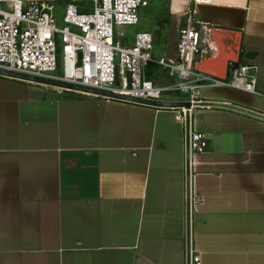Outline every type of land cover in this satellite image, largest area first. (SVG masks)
I'll use <instances>...</instances> for the list:
<instances>
[{"label":"crops","instance_id":"0c3cea01","mask_svg":"<svg viewBox=\"0 0 264 264\" xmlns=\"http://www.w3.org/2000/svg\"><path fill=\"white\" fill-rule=\"evenodd\" d=\"M212 2L242 12L219 41L237 40L254 91L203 87L195 99L264 114V0ZM164 75L152 81L174 82ZM175 114L0 76V264H264V120L192 107L205 147L186 168Z\"/></svg>","mask_w":264,"mask_h":264},{"label":"built area","instance_id":"2783aa9c","mask_svg":"<svg viewBox=\"0 0 264 264\" xmlns=\"http://www.w3.org/2000/svg\"><path fill=\"white\" fill-rule=\"evenodd\" d=\"M78 2L0 0V69L149 100H165L164 95L172 91H185L193 102L203 87L254 91L251 66L232 65L230 79L195 68L198 56L210 51V28L194 18L190 6L197 1L188 0L178 12L170 9L177 17L172 26L174 54L159 58L153 57L149 32L131 36L122 30L137 24V9L146 7L147 0H90L89 9ZM58 10L62 26L57 24ZM147 64L159 67L174 82L156 85L145 78ZM59 69L60 75L56 74ZM175 110V119L183 122L186 110ZM204 147V135L189 131L188 150L201 152ZM189 264H201L199 256L192 255Z\"/></svg>","mask_w":264,"mask_h":264},{"label":"water","instance_id":"95a60500","mask_svg":"<svg viewBox=\"0 0 264 264\" xmlns=\"http://www.w3.org/2000/svg\"><path fill=\"white\" fill-rule=\"evenodd\" d=\"M204 6L198 5L197 3L193 4L194 12L199 16V20L210 28V39L214 43L215 50L210 52L207 56L200 57L196 60L194 66L201 73L208 74L212 77L225 79L227 78L229 69L232 65L238 63V47L237 40L234 41L233 50L223 45L219 39L220 28H232L239 29L241 28L243 19L242 12H233L235 15H239L240 24H237L236 21H228L226 19L230 15V11H224L223 9H216L212 13V17L208 16L203 11ZM225 14V15H224ZM214 15V19H213ZM237 51V53H236ZM0 76L10 77L13 79H18L22 81L47 85L63 90L77 91L81 93L92 94L100 97L111 98L115 100H121L156 108H166V109H180L184 108V124H185V159H186V168L188 166V134H189V110L192 107L200 106H214L227 108L235 110L250 116H254L264 120V114L238 106L231 103H225L220 101H211V100H149L139 97H133L128 95H123L115 92L99 90L95 88L85 87L77 84L68 83L62 80L41 78L31 75H26L22 73H16L12 71H5L0 69ZM186 213H189V189H188V169H186Z\"/></svg>","mask_w":264,"mask_h":264},{"label":"rangeland","instance_id":"374dc122","mask_svg":"<svg viewBox=\"0 0 264 264\" xmlns=\"http://www.w3.org/2000/svg\"><path fill=\"white\" fill-rule=\"evenodd\" d=\"M148 5L146 7H139L137 9V24L132 27H123L122 30L128 31L132 36L134 32L146 31L152 36V53L154 58H159L164 55L166 51V43L168 40V34L170 28L175 24L173 18H169L168 14V2L169 0H147ZM78 5H84L88 9L91 6L90 0H79ZM192 8V7H191ZM62 12L57 11L58 26H62L61 22ZM153 76L159 78L165 74L164 71L159 70V67L155 66ZM56 74L60 75L59 69ZM166 76V75H164ZM115 86H118V75L116 69V81ZM188 92L185 91H172L168 95H164L165 100H186L188 99Z\"/></svg>","mask_w":264,"mask_h":264},{"label":"bare ground","instance_id":"6f19581e","mask_svg":"<svg viewBox=\"0 0 264 264\" xmlns=\"http://www.w3.org/2000/svg\"><path fill=\"white\" fill-rule=\"evenodd\" d=\"M194 1H197L196 3L198 5H203L204 6L203 11H204V13L206 15L212 17V13H214V11L216 9H223L224 11L228 10V11H230V15L226 19H229L228 21H230V22L231 21H236L237 24H240L239 15H235L233 13V12H238V11H234L233 9H230V8H227V7H217L216 5L213 4L214 2H212V0H194ZM213 1H215V0H213ZM187 2H188V0H172V5H173L172 9H174L175 12H178V11H180L182 9V5L188 4ZM223 4H225V3H223ZM213 19H214V15H213Z\"/></svg>","mask_w":264,"mask_h":264},{"label":"trees","instance_id":"16d2710c","mask_svg":"<svg viewBox=\"0 0 264 264\" xmlns=\"http://www.w3.org/2000/svg\"><path fill=\"white\" fill-rule=\"evenodd\" d=\"M155 68H156L155 65H153V64H147L144 67V70H143L144 77L147 78V79L152 80L153 79V76L155 75V74H153Z\"/></svg>","mask_w":264,"mask_h":264}]
</instances>
